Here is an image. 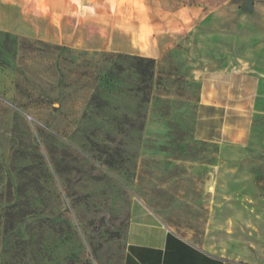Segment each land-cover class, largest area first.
I'll use <instances>...</instances> for the list:
<instances>
[{
	"label": "rangeland",
	"instance_id": "374dc122",
	"mask_svg": "<svg viewBox=\"0 0 264 264\" xmlns=\"http://www.w3.org/2000/svg\"><path fill=\"white\" fill-rule=\"evenodd\" d=\"M34 1L85 11V43L107 47L0 36V264H121L135 198L203 249L264 264V0ZM132 57L154 62L149 94ZM240 81L259 85L241 98ZM216 93L248 101L226 139Z\"/></svg>",
	"mask_w": 264,
	"mask_h": 264
},
{
	"label": "crops",
	"instance_id": "0c3cea01",
	"mask_svg": "<svg viewBox=\"0 0 264 264\" xmlns=\"http://www.w3.org/2000/svg\"><path fill=\"white\" fill-rule=\"evenodd\" d=\"M77 2H79L77 0ZM80 3V2H79ZM43 8L34 0H0V36L5 39H29L44 41L49 44L102 50L107 47V38L101 37L98 44L87 45L81 36L85 31L86 13L79 11L77 17L71 16L62 21L60 5ZM80 7L85 8V5ZM42 9V10H40ZM109 31V30H108ZM129 53V52H127ZM248 84L240 81L231 84L241 98L249 97L259 83ZM217 94V93H216ZM215 94V95H216ZM214 95V96H215ZM227 95L219 93L210 104L221 118L220 133L226 139L230 127V111L241 109L247 111L248 101L230 103ZM214 118V117H212ZM248 116L240 115V122L232 140L242 142L246 135ZM241 124V125H240ZM212 187V191H213ZM121 264H257L241 259L228 258L211 253L192 243L176 231L168 228L142 199H132L126 225L125 246Z\"/></svg>",
	"mask_w": 264,
	"mask_h": 264
},
{
	"label": "trees",
	"instance_id": "16d2710c",
	"mask_svg": "<svg viewBox=\"0 0 264 264\" xmlns=\"http://www.w3.org/2000/svg\"><path fill=\"white\" fill-rule=\"evenodd\" d=\"M131 59L134 61L139 91H146L149 94L153 78V60L141 57H132Z\"/></svg>",
	"mask_w": 264,
	"mask_h": 264
},
{
	"label": "water",
	"instance_id": "95a60500",
	"mask_svg": "<svg viewBox=\"0 0 264 264\" xmlns=\"http://www.w3.org/2000/svg\"><path fill=\"white\" fill-rule=\"evenodd\" d=\"M251 6V1L250 0H246V2H245V7H250ZM27 118L29 119V120H31V118L30 117H28L27 116Z\"/></svg>",
	"mask_w": 264,
	"mask_h": 264
}]
</instances>
